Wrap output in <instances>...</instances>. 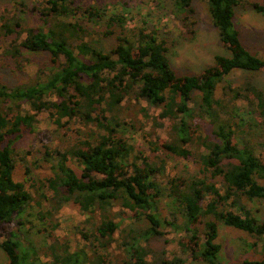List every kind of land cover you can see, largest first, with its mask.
I'll return each instance as SVG.
<instances>
[{
    "label": "trees",
    "instance_id": "1",
    "mask_svg": "<svg viewBox=\"0 0 264 264\" xmlns=\"http://www.w3.org/2000/svg\"><path fill=\"white\" fill-rule=\"evenodd\" d=\"M195 1L175 0L184 22L195 16ZM207 1L221 41L232 56L218 57L216 65L199 76L177 74L167 56L168 41L156 30L142 27L136 37L134 30L124 26L121 15L109 16L94 7L82 10L76 0H45L42 8L34 7L32 12L39 13L43 27L26 29L17 16L0 19V41L10 40L3 54L15 62L17 70L23 69V60L33 61L25 52L48 54L51 64V69L40 70L33 83L8 87L0 82V247L8 264L40 261L41 252L16 232V225L22 224L19 218L35 197L28 189V178L16 181L14 172L16 145L25 130L35 131L37 116L43 112L49 113L59 128H71L78 122L97 129L90 134L76 131L81 139L63 151L53 152L47 143L42 146L53 170L50 178L39 183L40 191L47 188L50 193H40L37 201L39 206L42 200L50 206L40 213L42 220L50 221V230H43L51 238L44 252L49 264H109L108 251L114 243L127 254L126 264H185L180 258L167 259L165 251L150 245L153 238L165 236L156 213L163 194L156 176L163 173L165 160L159 165L127 138L122 115L124 104L131 101L145 102L161 110L159 118L173 122L171 141L162 147L150 142L155 152L164 150L181 159L193 157L201 166L200 175L194 178L169 180V195L176 201L187 233L180 241L182 251L195 261L222 264L219 223L249 234L255 239L254 246L263 240L264 221L246 204L264 201V142H256L253 135L261 124L248 121L246 125L241 114L237 120L236 107L229 110L222 105L216 90L233 70L264 72V60L244 46L234 22L235 7H251L264 14V2ZM79 11L89 22L103 23L105 36L116 35V47L106 53L94 46L87 39L91 35L88 27L75 19ZM44 75L45 82L40 79ZM231 91V103L246 102L245 115L264 121L262 90L247 82ZM196 93L200 94L197 103ZM221 112L228 113V118L223 119ZM43 141L50 139L45 136ZM71 161L79 164L80 172ZM70 204L85 214L99 211L101 215L94 231L80 230L90 247L72 251L68 240L56 238L59 225L52 219ZM116 206L130 210L136 219H146L151 227L131 229L115 238L121 224L110 212ZM200 225H204L203 231ZM241 264H264V254Z\"/></svg>",
    "mask_w": 264,
    "mask_h": 264
},
{
    "label": "rangeland",
    "instance_id": "2",
    "mask_svg": "<svg viewBox=\"0 0 264 264\" xmlns=\"http://www.w3.org/2000/svg\"><path fill=\"white\" fill-rule=\"evenodd\" d=\"M245 1L247 3L264 2V0ZM44 2L45 0H0V19L17 16L26 29L43 27L44 22L41 16L38 12H32V9L34 7L42 8ZM76 5L82 10L94 7L101 12L106 11L109 16L121 15L126 21L124 26L128 31L134 30L136 37L138 30L142 27L148 31L156 30L162 38L167 39L169 45L167 56L180 76H199L204 70L214 67L218 57L230 58L232 56L221 41L219 31L213 23L207 0L194 2L196 14L187 22H184V13L177 9L175 0H76ZM75 19H79L82 24L88 27L91 35L87 39L98 49L108 53L116 47V35L105 36L106 29L103 23L97 25L94 22H89L86 15H83L81 11L77 13ZM234 22L235 29L239 32L244 46L254 56L264 60V14L251 7H235ZM189 23L192 24L189 26ZM25 37L26 35H23V39ZM130 37L136 39L135 36ZM8 42L10 40L0 41L1 83L8 87L33 83L42 68L49 67L51 69L48 54L25 52V56L30 57L33 61L29 63L23 60V69L17 70L15 62L3 54L4 46ZM40 79L45 82V75ZM247 82L253 83L264 92V72L237 69L233 70L218 85L216 98L226 108L229 107V110L236 107L237 120L241 114L244 116L246 125H248V121L250 125L260 123L261 127L254 128L253 135L256 142H264V121L259 122L260 120L256 117L250 119L251 117L248 118L245 115L246 102L235 101L231 103L233 96L231 89L242 87ZM194 98V102H199L200 94L196 93ZM189 105L190 107L195 106L193 103ZM25 107L27 108V106ZM123 107L122 117L127 125L124 128L127 138L137 147L138 151L150 157L151 160L155 159L159 165L162 159L165 160L163 173L160 172L156 176V181L161 184L163 189V194L159 199V210L156 213L162 222L161 231L165 233V236L153 238L150 242L151 247L157 251H165L169 260L180 258L185 260V264H206L201 260L195 261L188 252L182 251L180 241L187 237V233L183 228V220L178 213L176 201L170 197L168 190L169 180L177 177L194 178L200 175L201 166L193 157L181 159L164 150L157 152L153 150L150 142H156L159 147H162L164 143L171 141L175 134L172 129L173 122L159 118L161 110L151 108L145 102L138 103L136 101L126 102ZM221 113L223 119L228 118V113ZM205 128L209 127L205 126ZM34 130V132L25 130L23 139L16 145L15 180L24 181L28 178V189L35 197V201L26 208L19 218L22 224L16 225V232L23 242L32 243L41 252L38 264H49L51 260L44 255V252H47L46 248L50 245L51 238H48L49 234L44 233L43 230H50L47 224L50 221L42 220L40 213L47 212L50 206L45 200H42L39 206L37 201L40 200V193H48L47 188L40 191L39 183L50 178L53 170L52 164L44 158L45 149L42 146L47 143L53 152L63 151L81 139L76 131H84L86 134H90L96 132L97 129L94 126L83 127L78 122L74 123L71 128H59L50 119L49 113L43 112L37 116ZM45 136L49 137L50 142L43 141ZM69 164L80 172L77 162L71 161ZM26 169L30 170L28 176ZM246 204L255 216L264 221V201L256 200ZM110 215L117 223L121 224V229L115 234V238H121L123 232L127 235L131 229L142 231L149 230L151 227L146 219H136L130 210L119 206H116ZM88 220L90 222H87ZM100 220L99 211L85 214L76 204L64 206L52 219L54 223L59 225L54 232L56 238L68 240L72 251L91 246V243L83 238L80 230L94 231L95 226L100 224ZM199 227L203 231L204 225ZM200 241L201 243L205 242L204 235L200 236ZM254 242L255 239L249 234L219 223L217 243L222 246L219 254V260L222 264H241L244 260L260 259L264 254V238L257 246H254ZM108 255L110 256L109 264H126L128 259L119 243H114L110 247ZM8 262V258L0 247V264H8Z\"/></svg>",
    "mask_w": 264,
    "mask_h": 264
}]
</instances>
